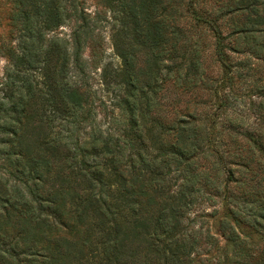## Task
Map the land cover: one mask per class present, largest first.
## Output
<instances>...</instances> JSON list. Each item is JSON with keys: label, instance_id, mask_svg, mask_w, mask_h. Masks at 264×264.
Here are the masks:
<instances>
[{"label": "trees", "instance_id": "16d2710c", "mask_svg": "<svg viewBox=\"0 0 264 264\" xmlns=\"http://www.w3.org/2000/svg\"><path fill=\"white\" fill-rule=\"evenodd\" d=\"M103 2L120 25L113 46L123 63L114 76L118 115L106 128L79 79L91 32L78 24V8L12 0L16 45L0 82V107L9 106L0 115V264H215L220 239L235 250L226 264H264V247L243 232L264 240V131L232 119L217 139L195 108L161 102L165 54L187 39L169 0ZM229 8L221 17L231 25V49L263 59L264 0ZM71 16L70 39L48 37ZM201 21L228 67L217 20ZM199 71L192 61L175 81L194 88ZM256 91L264 96V80ZM198 199L221 213L192 215Z\"/></svg>", "mask_w": 264, "mask_h": 264}, {"label": "rangeland", "instance_id": "374dc122", "mask_svg": "<svg viewBox=\"0 0 264 264\" xmlns=\"http://www.w3.org/2000/svg\"><path fill=\"white\" fill-rule=\"evenodd\" d=\"M234 0H169L173 6L170 13L176 16V25L182 38L175 55L165 54L167 69L163 70L164 84L161 94V102L166 103L170 109L186 110L196 109L199 113L198 121L205 117L207 125L213 123L216 131L215 138L223 133L224 125L235 119V125L241 124L248 127L256 134L264 131L258 122H264V96L256 89L264 80V58L257 59L248 53L232 50L234 36H232L231 25L228 18L221 14L228 11L229 4ZM70 9L76 6L79 10L81 20L79 25L86 26L91 32V47L84 53L85 68L80 76L82 84H85L92 92L96 104V120L103 128L111 122L113 115H118L115 107L120 85L114 82L116 69L122 67L123 63L116 54L113 40L119 23L115 14L103 2V0H69ZM13 11L12 0H0V82L6 80V70L9 60L7 51L16 45L17 32L12 27L11 14ZM221 17V18H219ZM196 18H200V21ZM217 20L223 37L224 53L230 65L224 67L216 51V34L209 24L201 19ZM223 18V19H222ZM172 21V20H171ZM77 22L71 16L66 23L57 30L49 33L48 37L60 36L70 39ZM169 58L174 59L175 65H170ZM137 59L143 60L142 54ZM200 63L199 82L192 88L185 80L176 83V75L179 70L184 76L190 62ZM178 73V74H179ZM191 88V90H189ZM2 96V95H1ZM5 100L0 104H5ZM2 115L9 106L0 107ZM201 114V115H200ZM220 132V133H219ZM226 134V133H225ZM228 142V138H226ZM2 162L0 161V166ZM217 209L221 213L220 205L212 207L204 203L200 207L198 199L191 214H199L200 210L213 212ZM217 218L212 219V231L218 234L215 225ZM199 221L196 223V226ZM199 226V225H198ZM244 233H250L252 238L250 244H258L264 247V240H260L254 232L243 229ZM234 248H229L225 241L220 239V250L213 253L217 259L215 264H226L225 261L233 257ZM220 258V260H218Z\"/></svg>", "mask_w": 264, "mask_h": 264}]
</instances>
